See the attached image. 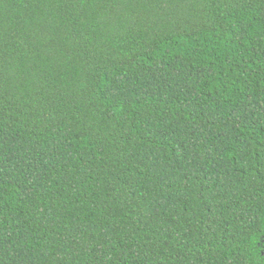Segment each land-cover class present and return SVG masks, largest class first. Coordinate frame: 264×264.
I'll return each instance as SVG.
<instances>
[{"label": "trees", "instance_id": "1", "mask_svg": "<svg viewBox=\"0 0 264 264\" xmlns=\"http://www.w3.org/2000/svg\"><path fill=\"white\" fill-rule=\"evenodd\" d=\"M0 264H264V0H0Z\"/></svg>", "mask_w": 264, "mask_h": 264}]
</instances>
